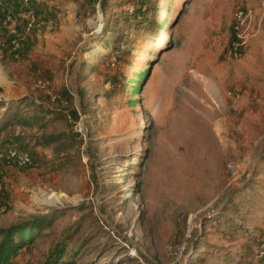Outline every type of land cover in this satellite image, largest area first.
I'll use <instances>...</instances> for the list:
<instances>
[{
	"label": "rangeland",
	"instance_id": "1",
	"mask_svg": "<svg viewBox=\"0 0 264 264\" xmlns=\"http://www.w3.org/2000/svg\"><path fill=\"white\" fill-rule=\"evenodd\" d=\"M262 3L0 0V264H259Z\"/></svg>",
	"mask_w": 264,
	"mask_h": 264
},
{
	"label": "built area",
	"instance_id": "2",
	"mask_svg": "<svg viewBox=\"0 0 264 264\" xmlns=\"http://www.w3.org/2000/svg\"><path fill=\"white\" fill-rule=\"evenodd\" d=\"M264 33V3L260 5V11L253 9H241L234 15V22L232 26L231 40L226 49V57L231 60L241 61L247 53L250 41L260 37ZM18 168H24L30 164V157L24 153L11 149L8 152V160ZM4 158L0 155V174L4 167ZM235 171L233 167H229ZM188 240L192 238V233L187 235ZM258 258L264 264V238L258 243L257 249Z\"/></svg>",
	"mask_w": 264,
	"mask_h": 264
},
{
	"label": "trees",
	"instance_id": "3",
	"mask_svg": "<svg viewBox=\"0 0 264 264\" xmlns=\"http://www.w3.org/2000/svg\"><path fill=\"white\" fill-rule=\"evenodd\" d=\"M3 174H0V177ZM38 228V224L35 225H26L24 227H17L14 229H9L7 231L3 230L0 231V234H2L4 236V240H5V245L8 247L4 248L3 251L7 252V254H9L8 257H11V255L15 254L16 250L15 248L19 249L20 247H22L23 242L25 241L26 238L32 239L33 238V234H31V231L36 230ZM15 233H18L20 235V243L16 246H14V242H13V235ZM12 244V245H11ZM257 249H258V245L256 248V257L257 260L259 262V264H262L261 260L258 258V254H257Z\"/></svg>",
	"mask_w": 264,
	"mask_h": 264
},
{
	"label": "crops",
	"instance_id": "4",
	"mask_svg": "<svg viewBox=\"0 0 264 264\" xmlns=\"http://www.w3.org/2000/svg\"><path fill=\"white\" fill-rule=\"evenodd\" d=\"M261 35H262V34H261ZM261 35H260V36H261ZM261 38H262V36H261ZM257 40H258V39L256 38V39H253V40L250 41L249 48H248L247 52L250 50V48L253 47V45L257 42ZM254 42H255V43H254Z\"/></svg>",
	"mask_w": 264,
	"mask_h": 264
}]
</instances>
